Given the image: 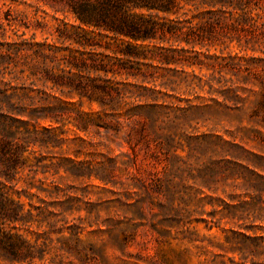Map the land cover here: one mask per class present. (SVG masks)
<instances>
[{
    "label": "rangeland",
    "instance_id": "obj_1",
    "mask_svg": "<svg viewBox=\"0 0 264 264\" xmlns=\"http://www.w3.org/2000/svg\"><path fill=\"white\" fill-rule=\"evenodd\" d=\"M53 15L44 0H0V44L17 40L15 32L52 41L37 20L53 33ZM210 65L175 76L156 68L172 117L192 107L156 135L131 120L119 130L79 129V111L104 117L97 103L68 99L51 83L45 96L42 82L19 74L23 67L0 70L14 92L34 86L35 99H47L35 119L17 116L27 123L18 124L22 133L46 143L28 148L15 175L2 179L33 216L12 224L36 248L23 264H264V111L258 89ZM171 77L184 82L175 91L159 86ZM78 164L93 176H77Z\"/></svg>",
    "mask_w": 264,
    "mask_h": 264
},
{
    "label": "trees",
    "instance_id": "obj_2",
    "mask_svg": "<svg viewBox=\"0 0 264 264\" xmlns=\"http://www.w3.org/2000/svg\"><path fill=\"white\" fill-rule=\"evenodd\" d=\"M44 1L60 21L50 33L48 25L37 20L52 41L15 32L17 40L0 44V70L13 68L11 74L23 67L19 74L28 73L27 78L42 82L39 92L45 96L51 83V90L68 99L97 103L104 117L88 120V114L79 111L77 128L96 125L119 130L122 120H131L142 124L141 133L150 130L156 135L164 125H177L181 116L189 118L192 107H178L179 113L172 117L173 106L156 89L158 67L175 76L186 73L187 67L217 66L219 73L227 71L241 83L251 84V91L258 89L257 105L264 111V0ZM0 82V257L23 264L35 258L36 248L14 232L17 227L12 224L29 223L33 216L6 191L2 179L15 175L28 148L42 149L46 143L28 131L22 133L18 124L27 123L17 116L35 119L40 111L37 103L47 99L36 100L34 86L18 94L11 81ZM183 82L171 77L159 86L175 91ZM237 91L233 89L236 98ZM166 136L170 141L175 137ZM76 169L77 176H93L81 164ZM78 233L72 236L79 238Z\"/></svg>",
    "mask_w": 264,
    "mask_h": 264
}]
</instances>
